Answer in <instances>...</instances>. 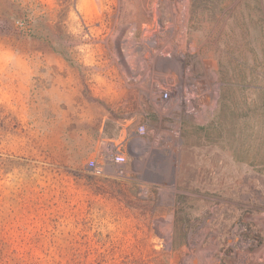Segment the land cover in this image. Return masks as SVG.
<instances>
[{
    "label": "rangeland",
    "instance_id": "rangeland-1",
    "mask_svg": "<svg viewBox=\"0 0 264 264\" xmlns=\"http://www.w3.org/2000/svg\"><path fill=\"white\" fill-rule=\"evenodd\" d=\"M0 264H264V0H0Z\"/></svg>",
    "mask_w": 264,
    "mask_h": 264
},
{
    "label": "built area",
    "instance_id": "built-area-1",
    "mask_svg": "<svg viewBox=\"0 0 264 264\" xmlns=\"http://www.w3.org/2000/svg\"><path fill=\"white\" fill-rule=\"evenodd\" d=\"M112 161L120 164V163L125 162V158L122 155H116V156L112 157ZM91 167H93L98 173L102 172V167H99V166L95 165L94 163L91 164Z\"/></svg>",
    "mask_w": 264,
    "mask_h": 264
}]
</instances>
